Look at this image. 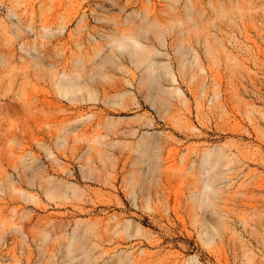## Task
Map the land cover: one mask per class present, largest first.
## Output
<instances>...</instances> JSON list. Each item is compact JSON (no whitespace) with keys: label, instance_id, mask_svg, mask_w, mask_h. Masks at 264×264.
<instances>
[{"label":"rangeland","instance_id":"obj_1","mask_svg":"<svg viewBox=\"0 0 264 264\" xmlns=\"http://www.w3.org/2000/svg\"><path fill=\"white\" fill-rule=\"evenodd\" d=\"M130 258L264 264V0H0V264Z\"/></svg>","mask_w":264,"mask_h":264},{"label":"bare ground","instance_id":"obj_2","mask_svg":"<svg viewBox=\"0 0 264 264\" xmlns=\"http://www.w3.org/2000/svg\"><path fill=\"white\" fill-rule=\"evenodd\" d=\"M188 3H191V0H186ZM140 13L142 14L136 21H146V26L144 27H136L134 31L128 30L125 32L124 30H120V34L118 35H107L108 39L110 41H113L116 43L118 48L127 50L129 58L131 61L136 62L137 64L141 65L146 61H149V63H152V60L148 58V56L144 55L142 52L144 51L143 47L141 46L142 40H151L149 37H146V33L148 31H151L152 29L147 28L151 27L152 25H149L150 23L148 21L151 20V23L154 24V21H162L159 17L156 15H145L143 12V9L140 10ZM155 34L160 35V30H154ZM148 47L146 46L145 49ZM119 59H126V56L123 55L120 52ZM150 68V67H148ZM80 89L79 87L76 88H69L63 91V94H69V93H76ZM92 97V96H91ZM206 159V158H205ZM209 188V184L205 183V189ZM136 264V260L134 258H130V261L125 262L124 259H117L116 261H111L109 264Z\"/></svg>","mask_w":264,"mask_h":264}]
</instances>
